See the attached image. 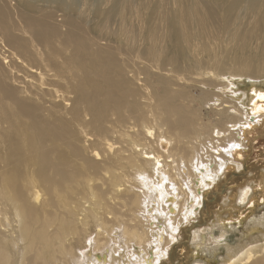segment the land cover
I'll return each mask as SVG.
<instances>
[{
	"label": "bare ground",
	"instance_id": "obj_1",
	"mask_svg": "<svg viewBox=\"0 0 264 264\" xmlns=\"http://www.w3.org/2000/svg\"><path fill=\"white\" fill-rule=\"evenodd\" d=\"M260 61L264 0H0V264H160L264 133ZM198 99L224 106L206 122ZM254 187L213 222L244 224ZM249 241L222 264H264Z\"/></svg>",
	"mask_w": 264,
	"mask_h": 264
},
{
	"label": "rangeland",
	"instance_id": "obj_2",
	"mask_svg": "<svg viewBox=\"0 0 264 264\" xmlns=\"http://www.w3.org/2000/svg\"><path fill=\"white\" fill-rule=\"evenodd\" d=\"M107 5L110 6L109 3ZM117 17L118 16H116V18ZM119 19L120 18L118 17V20ZM256 45H257V47L261 46L260 43H259V45H258V43H254L253 46L256 47ZM250 46H252V44ZM230 47H232V50L236 54L239 53L236 51L237 45H235V46L230 45ZM240 48H241L242 53L250 54L252 52V50H250L249 48L246 49V47L244 45H240ZM239 54H241V53H239ZM261 60H263V58ZM259 65L260 66L263 65L260 68V69H262L264 67V61H260ZM214 76L217 79L218 84L225 83L224 75L215 74ZM246 80H247V82L245 81V83H241L239 86H240L241 90L248 92L247 86H249L251 84V82L248 81V79H246ZM194 85H195L194 86L195 87L194 93L196 95H198L199 93H202L201 88L199 86H197L198 84H196L194 82ZM195 105L198 109L202 108L201 111L205 115L203 120L206 122H209V119L211 117H213V115L216 114L218 110H221L224 106V105L219 106V107L210 106L207 104H203L202 101L199 99L196 101ZM210 127H212V124H210ZM205 132H206V129L204 130V134H201L202 137L204 135H206ZM194 136H198V135H194ZM255 136H257V138H254ZM260 136H261V138H260ZM251 137H252V139H248L250 141V145H251V147L249 146L250 151H251V152L249 151V157L246 158L245 162L242 164V166L240 168L235 166L228 174H226V178L223 177L222 179H220L218 188H216L215 190L210 189L208 191L207 195L205 196V199H203V202L199 205V210H198L197 216L195 218H193L192 220H190L189 222H187V224H184L183 227H181V232L179 234L177 233L178 237L175 238L169 244V250H168L166 256L161 259L160 264H195V263H200V262L201 263L206 262V260L210 261V264H222L221 261H222V258L226 255V248L228 245L229 246H231V245L236 246L240 242H245V241L247 242L248 239L251 240V241H249L250 243L249 242L247 243L249 246L251 244L252 245H254V244L260 245V244L264 243V240H263L264 238H260V239L257 238L258 241H256L257 239H253L254 241L252 242L251 238L253 236H255L256 234L254 233V235H252V237L249 238V236L251 235V231L248 229L251 228L250 227L251 225L246 227L247 222L249 220H251L252 218L253 219L259 218L262 220V218H260V217H264V201L261 199V193H260L261 187L257 185L260 182L261 172L264 171V133H262V134L258 133L254 136H251ZM217 139L218 138H216L215 141ZM205 162H207V160H205ZM256 179H257V181H256ZM249 183L252 184L253 187L255 186L253 191H252V195L254 193V195H256L254 197H257L258 201L254 205H252V203H249V200H246V202L247 201L248 202L247 203L244 202L245 204L240 203V202L237 203V206L242 207L243 209H246L249 207L250 212L248 214H250V215L246 217L244 224L243 223H238V224L233 223V224H229L230 226L226 225V227L223 228L222 226L217 225L216 224L217 222L216 223L213 222V220L216 218V214L219 211L223 210L222 208H224L223 211H226V207H224L225 199L232 197L233 195H235L238 192V190L241 187H243L245 185L247 186V184H249ZM248 204H250V205H248ZM239 207H237V209H239ZM226 215L227 214H224L225 217H226ZM263 220H264V218H263ZM144 224L147 225L146 222H144ZM212 227H213V229H212ZM146 228H147V226H146ZM262 228H264V221L262 224ZM212 230H213V232H212ZM95 232H96L95 229L91 230V232H90L91 237L90 238L95 237V235H96ZM246 232H248L249 234ZM254 232H255V230H254ZM120 233L122 234V231H120ZM120 233H118V234L114 233L115 240L120 235ZM211 233H213L214 238H216L218 240V242H217L218 244L217 243L215 244L216 241L215 242L213 241L212 243H209V241H208L205 246L204 245L202 246L203 249L201 247V249L199 248V251H198L196 249V245H195V243H196L195 236H198L201 234L202 235H204V234L208 235L209 234V238L211 237L213 239V237L211 236ZM149 234H151V233H149ZM194 234H196V235H194ZM123 237H124L123 240L126 241V244H125L126 248L117 247L113 251V253L118 255L120 252H127L131 249H133L134 251H137V249H135V247L138 245L136 243V241L129 240L125 236H123ZM89 239H88V241H89ZM245 239H247V240H245ZM112 243H113V241L110 244H108L107 247H105V248H109ZM216 245H218L219 247L217 246L216 247L217 250H214ZM105 248L99 249L96 247V253H98V252L101 253V251L106 252L107 249H105ZM87 249L93 251V246L90 244V247ZM194 255L195 256L199 255L200 257L198 256L199 258L198 257L196 258V257H194Z\"/></svg>",
	"mask_w": 264,
	"mask_h": 264
}]
</instances>
